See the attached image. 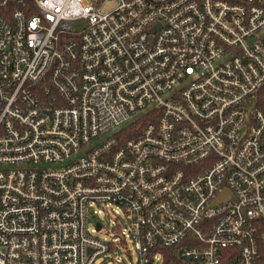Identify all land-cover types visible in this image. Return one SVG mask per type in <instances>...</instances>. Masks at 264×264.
I'll return each instance as SVG.
<instances>
[{
	"label": "built area",
	"instance_id": "obj_1",
	"mask_svg": "<svg viewBox=\"0 0 264 264\" xmlns=\"http://www.w3.org/2000/svg\"><path fill=\"white\" fill-rule=\"evenodd\" d=\"M107 1L0 0V264H264V0Z\"/></svg>",
	"mask_w": 264,
	"mask_h": 264
},
{
	"label": "rangeland",
	"instance_id": "obj_2",
	"mask_svg": "<svg viewBox=\"0 0 264 264\" xmlns=\"http://www.w3.org/2000/svg\"><path fill=\"white\" fill-rule=\"evenodd\" d=\"M117 5V0H108L103 6L104 11L110 10ZM80 27V26H79ZM104 135L93 143L102 140ZM68 160L46 164L48 167L59 168ZM102 210V212H99ZM101 222L103 228L97 230L96 224ZM87 223L90 233L98 236L102 240H111L114 246L109 256H100L96 260V264H140L138 244L131 238L128 228L130 220L122 207L111 205H93L87 211ZM93 229L95 231H93ZM153 264H158L154 262Z\"/></svg>",
	"mask_w": 264,
	"mask_h": 264
},
{
	"label": "water",
	"instance_id": "obj_3",
	"mask_svg": "<svg viewBox=\"0 0 264 264\" xmlns=\"http://www.w3.org/2000/svg\"><path fill=\"white\" fill-rule=\"evenodd\" d=\"M140 114H138L136 117H138ZM222 199H224V198H222ZM221 200V199H220ZM101 224L100 223H98V225H97V228L100 230L101 229Z\"/></svg>",
	"mask_w": 264,
	"mask_h": 264
},
{
	"label": "trees",
	"instance_id": "obj_4",
	"mask_svg": "<svg viewBox=\"0 0 264 264\" xmlns=\"http://www.w3.org/2000/svg\"><path fill=\"white\" fill-rule=\"evenodd\" d=\"M170 261H171V260H167L166 264H170Z\"/></svg>",
	"mask_w": 264,
	"mask_h": 264
}]
</instances>
